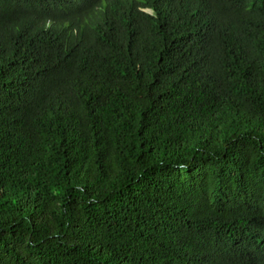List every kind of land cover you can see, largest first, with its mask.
<instances>
[{
    "label": "trees",
    "instance_id": "obj_1",
    "mask_svg": "<svg viewBox=\"0 0 264 264\" xmlns=\"http://www.w3.org/2000/svg\"><path fill=\"white\" fill-rule=\"evenodd\" d=\"M0 264H264V0H0Z\"/></svg>",
    "mask_w": 264,
    "mask_h": 264
}]
</instances>
